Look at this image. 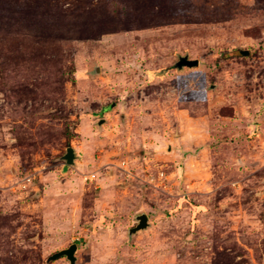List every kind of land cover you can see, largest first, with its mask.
Returning a JSON list of instances; mask_svg holds the SVG:
<instances>
[{
    "label": "rangeland",
    "instance_id": "obj_1",
    "mask_svg": "<svg viewBox=\"0 0 264 264\" xmlns=\"http://www.w3.org/2000/svg\"><path fill=\"white\" fill-rule=\"evenodd\" d=\"M72 243L264 264V0H0V264Z\"/></svg>",
    "mask_w": 264,
    "mask_h": 264
},
{
    "label": "water",
    "instance_id": "obj_2",
    "mask_svg": "<svg viewBox=\"0 0 264 264\" xmlns=\"http://www.w3.org/2000/svg\"><path fill=\"white\" fill-rule=\"evenodd\" d=\"M196 65H197V60H189L186 56L180 57L179 61L176 63L177 68H182L185 66L194 67ZM94 72H98L97 67H95ZM61 159L64 160L66 164L73 165L75 162V159H76V155H75V151H74L73 147H71V146L67 147L65 150V153L62 155ZM135 220L137 223L134 227H131L129 229V231H128L129 235H131V234H133L139 230L145 229L148 225V219H147L146 214H144V213H140V214L136 215ZM76 248H77L76 243H72L67 248L61 249V250L57 251L56 253H53L52 255H50L47 260H53V259H56L58 257L64 256L68 260L69 264H75Z\"/></svg>",
    "mask_w": 264,
    "mask_h": 264
},
{
    "label": "trees",
    "instance_id": "obj_3",
    "mask_svg": "<svg viewBox=\"0 0 264 264\" xmlns=\"http://www.w3.org/2000/svg\"><path fill=\"white\" fill-rule=\"evenodd\" d=\"M193 207H194V210H195V211H198V210H200V209H201V207H200V206L193 205Z\"/></svg>",
    "mask_w": 264,
    "mask_h": 264
},
{
    "label": "built area",
    "instance_id": "obj_4",
    "mask_svg": "<svg viewBox=\"0 0 264 264\" xmlns=\"http://www.w3.org/2000/svg\"><path fill=\"white\" fill-rule=\"evenodd\" d=\"M92 178L94 177V175L91 176Z\"/></svg>",
    "mask_w": 264,
    "mask_h": 264
}]
</instances>
